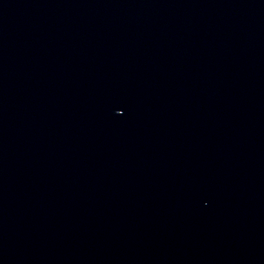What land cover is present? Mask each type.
Wrapping results in <instances>:
<instances>
[{"label":"water","instance_id":"water-1","mask_svg":"<svg viewBox=\"0 0 264 264\" xmlns=\"http://www.w3.org/2000/svg\"><path fill=\"white\" fill-rule=\"evenodd\" d=\"M0 264H264V0H0Z\"/></svg>","mask_w":264,"mask_h":264}]
</instances>
